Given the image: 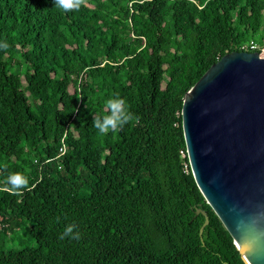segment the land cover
<instances>
[{"label": "trees", "instance_id": "obj_1", "mask_svg": "<svg viewBox=\"0 0 264 264\" xmlns=\"http://www.w3.org/2000/svg\"><path fill=\"white\" fill-rule=\"evenodd\" d=\"M251 41L264 0H0V264H244L194 182L181 108ZM113 97L131 118L101 134Z\"/></svg>", "mask_w": 264, "mask_h": 264}, {"label": "water", "instance_id": "obj_2", "mask_svg": "<svg viewBox=\"0 0 264 264\" xmlns=\"http://www.w3.org/2000/svg\"><path fill=\"white\" fill-rule=\"evenodd\" d=\"M188 165L244 264H264V54L233 51L182 99ZM208 224L204 210L197 208Z\"/></svg>", "mask_w": 264, "mask_h": 264}, {"label": "clouds", "instance_id": "obj_3", "mask_svg": "<svg viewBox=\"0 0 264 264\" xmlns=\"http://www.w3.org/2000/svg\"><path fill=\"white\" fill-rule=\"evenodd\" d=\"M53 3L59 9L69 12L74 9H79L81 0H53ZM0 47H7L6 43H0ZM107 114H100L94 120L95 128L101 134H105L111 130L122 128L131 118V113L127 109L126 101L121 97H113L106 100ZM29 186V180L26 175L21 172H12L6 178V187L14 195L22 194V190ZM75 225L68 224L60 238L68 237L70 239H79L80 232L74 231Z\"/></svg>", "mask_w": 264, "mask_h": 264}, {"label": "built area", "instance_id": "obj_4", "mask_svg": "<svg viewBox=\"0 0 264 264\" xmlns=\"http://www.w3.org/2000/svg\"><path fill=\"white\" fill-rule=\"evenodd\" d=\"M242 49H243V51H246V52H248V51L253 52V51L257 50V49H260V53L259 54H263L264 53V46L259 48V46L256 43L252 42V41L249 42L248 44H245L242 47ZM60 152L62 153L63 150H60ZM181 155L184 156L185 154L183 152H181Z\"/></svg>", "mask_w": 264, "mask_h": 264}, {"label": "rangeland", "instance_id": "obj_5", "mask_svg": "<svg viewBox=\"0 0 264 264\" xmlns=\"http://www.w3.org/2000/svg\"><path fill=\"white\" fill-rule=\"evenodd\" d=\"M264 54V53H263Z\"/></svg>", "mask_w": 264, "mask_h": 264}]
</instances>
